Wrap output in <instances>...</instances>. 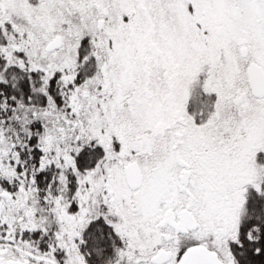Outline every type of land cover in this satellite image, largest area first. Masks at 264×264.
Segmentation results:
<instances>
[{"label":"snow or ice","instance_id":"obj_1","mask_svg":"<svg viewBox=\"0 0 264 264\" xmlns=\"http://www.w3.org/2000/svg\"><path fill=\"white\" fill-rule=\"evenodd\" d=\"M0 264H264V0H0Z\"/></svg>","mask_w":264,"mask_h":264}]
</instances>
